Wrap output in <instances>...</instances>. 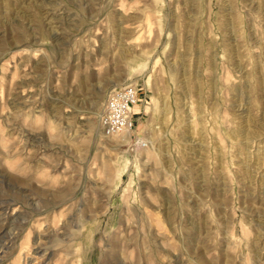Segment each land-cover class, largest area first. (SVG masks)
Here are the masks:
<instances>
[{"label": "rangeland", "instance_id": "rangeland-1", "mask_svg": "<svg viewBox=\"0 0 264 264\" xmlns=\"http://www.w3.org/2000/svg\"><path fill=\"white\" fill-rule=\"evenodd\" d=\"M0 264H264V0H0Z\"/></svg>", "mask_w": 264, "mask_h": 264}, {"label": "built area", "instance_id": "built-area-1", "mask_svg": "<svg viewBox=\"0 0 264 264\" xmlns=\"http://www.w3.org/2000/svg\"><path fill=\"white\" fill-rule=\"evenodd\" d=\"M140 102V91L137 85L132 84L112 90L100 117V126L104 136L132 133L137 122L135 109ZM132 138L141 148L147 147V143L138 135H133Z\"/></svg>", "mask_w": 264, "mask_h": 264}, {"label": "bare ground", "instance_id": "bare-ground-1", "mask_svg": "<svg viewBox=\"0 0 264 264\" xmlns=\"http://www.w3.org/2000/svg\"><path fill=\"white\" fill-rule=\"evenodd\" d=\"M138 110V107H136V109H135V111H137ZM124 135H126V139L128 140V139H130V138H132V133L131 132H125V133H123ZM129 134V135H128ZM122 135V134H121ZM123 135V136H124ZM107 137V136H106Z\"/></svg>", "mask_w": 264, "mask_h": 264}]
</instances>
